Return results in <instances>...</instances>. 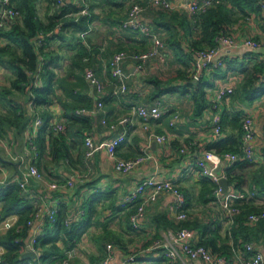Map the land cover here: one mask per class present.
Wrapping results in <instances>:
<instances>
[{
  "label": "crops",
  "instance_id": "1",
  "mask_svg": "<svg viewBox=\"0 0 264 264\" xmlns=\"http://www.w3.org/2000/svg\"><path fill=\"white\" fill-rule=\"evenodd\" d=\"M35 6L36 12L43 20L47 18L55 8H52L50 0H31ZM66 4H75L79 11L76 14H81L80 10L87 5V12H89V3L87 0H62ZM121 3L119 6L105 5L104 8L96 7L93 13L96 17L89 23V28L80 33L83 41L89 45L98 47L100 52L95 56L101 61L100 68L97 64L92 67L99 76L104 86L105 83L111 81V76L108 74L107 63L112 54L117 51L107 50L110 39L115 45H124L127 51H145L152 47L153 41L150 36L140 33L138 30L123 27L122 23L127 16L128 9L132 2H140L144 4L145 0H117ZM188 0H173L176 4L175 9L162 10L146 8L140 15V20L147 23L151 31L154 32L164 42L165 60L161 62L157 58L151 59L146 65L144 71L136 69V62L134 60H127L123 64L124 70L128 73L126 79V90L119 95H112L107 93L109 85H106L105 92L109 95L105 107L101 110L105 111L107 115L106 124L101 120L98 125H93L90 130V135L93 138L96 149L91 157L85 158L84 144L81 145L80 151L74 149L73 157H76L75 166L69 164H61L59 166H51L49 175H44L43 181L29 179L26 187L29 196L34 198V203L37 206L48 200L58 198L62 199L64 204L69 206V216L77 218L80 208H83V201L92 193H98L96 202V212L93 216V224L88 230L83 233L80 240L75 242L71 249L72 257L69 259L71 264H90L92 256L98 254H106V244H113V257L111 262L114 264L121 263L126 254L132 251L140 250L149 245L155 238L162 237L168 230H176L173 222L167 214V205L173 201V196L169 193H163L157 201L150 203L145 210L144 217L139 220L140 228L134 229L130 223V215L128 212L131 207H123V209H115V206L120 204V200L134 187L136 183L142 179L155 175L161 179L173 181L184 195L188 196V214L189 218L184 221L190 222L191 227H187L190 231V241L200 242L204 238L213 239L218 246H224L223 250L228 256L231 264H240V259L237 254L240 248L234 247V236L231 229L235 225V216L227 215L224 209V204L237 205L243 204L250 200L252 205L264 206V196L257 193V188L253 182L255 174L264 172V156L257 153L256 159L249 168L243 172L246 174L240 188H236L228 181V187L225 193H215L216 198L204 202L199 197L200 191V173L194 166V160L199 157L209 144H212L219 138L236 137L237 129L231 126L230 119L233 113L243 111L245 114L252 115L255 126L256 142L260 143L263 139V123H264V95L252 102H245L236 94L239 83L244 77L245 73L252 69L256 64L264 65V51L259 49H252L248 47L230 48L221 51L215 58L221 59L223 65L205 70L201 74L195 76L192 64L190 66L191 83L203 82V98L207 106L203 108L199 115H195V101L191 93V88L177 87L175 91L164 93L163 95L154 99H147V95L151 90L150 85L145 81V77L152 74L169 73L164 71V65L167 61L175 62L181 55L178 50L171 48L166 43L169 33L167 27L176 33V37L180 38L183 48H189L191 52L194 50L190 46L195 40L199 39L200 29L196 26L190 25V31L183 30L182 24L178 22L168 23L167 18H160L161 12L167 14H175L178 17H185L187 20L194 21L193 15L189 14L180 5ZM12 3L15 5L14 1ZM84 3V4H83ZM83 4V5H82ZM1 6V0H0ZM109 14V15H108ZM121 18V23L113 25V21ZM232 20L228 23V32L231 36L237 39L250 37L253 39L264 40V17L262 12H249L244 14L235 11ZM10 23V22H9ZM60 23L57 26L60 28ZM188 28V27H187ZM113 37H111L110 35ZM109 35L110 37H103ZM7 39L0 37V45L6 44ZM112 43V42H111ZM67 40L58 38L51 39L45 49L52 50L54 55H57L56 61L50 64L54 76L58 78L68 77L70 83L74 82V75L76 71L71 70L70 61L73 51L68 47ZM88 45V46H89ZM192 56V55H191ZM232 63V68L226 65V61ZM175 64V63H174ZM225 70L222 73L220 68ZM72 72V75H71ZM221 73V74H220ZM14 75V72L9 66L0 65V89L7 86V79ZM164 75V76H165ZM264 79V72L262 75ZM84 78V77H83ZM85 89L89 95L93 97V102L96 100V93L84 78ZM182 84V83H181ZM222 84H228L234 87V93L227 95L216 101L221 112V123L223 131L220 136H216L211 124V101L215 99V92ZM176 85V84H175ZM79 88H76V90ZM56 92L61 96L63 89L60 85L56 86ZM25 112L31 115L32 121L19 134H14V129H7L4 137L0 139L6 144L4 146L0 142V180L5 182L16 181L22 177V173L27 170L29 159L31 158V149L27 143V138L31 132V126L34 118V107L32 111L29 108V99L21 93L12 94ZM95 99V100H94ZM159 101L164 113L157 119H149L144 121L139 116L134 114L131 110L132 105L141 103H153ZM94 104V103H93ZM33 105V104H32ZM48 110L54 115L52 123L55 119L60 117L63 119L64 125L67 123L62 116V107L53 98V103L48 105ZM87 110V109H86ZM8 106L5 99L0 98V113H6ZM88 113L93 114L96 118L97 110L95 105L93 108L87 110ZM37 113V112H36ZM39 114V113H38ZM38 129V128H37ZM37 131V130H36ZM122 131L125 132L124 140L116 147L113 156L121 158L136 157L144 155L145 159L136 168L128 173H118L114 167V157L110 156L105 151V143L107 140ZM153 134H164L166 140L164 143L155 141ZM239 135V134H238ZM193 143L188 149L181 153L179 148ZM6 147L10 152H7ZM241 147V145H240ZM144 148V149H142ZM214 149V148H213ZM212 149V150H213ZM214 151V150H213ZM83 152V153H82ZM15 157V158H14ZM225 164V162H224ZM220 165L219 171L224 174L225 166ZM76 172L86 174L85 178L75 180L72 189H53L49 186L52 182L63 183L65 180L74 176ZM235 172V171H234ZM235 173H239L236 171ZM241 173V172H240ZM226 178V177H225ZM227 180V179H226ZM91 183L88 187L84 186L77 190L81 184ZM1 185V184H0ZM219 185V184H218ZM256 190V191H255ZM239 193H243L244 197H238ZM117 207V206H116ZM118 208V207H117ZM163 215L169 220L168 224L163 223ZM17 215V214H16ZM18 219V215H17ZM167 220V221H168ZM46 219L40 217L35 220L32 226H28V234L25 239V248L28 245L29 237L32 235H40L43 231ZM194 222L201 225H207L203 231L199 227H194ZM254 225L255 223H250ZM176 226V225H175ZM106 228L112 236L120 239V245L114 243L112 240L105 242H96L97 235L103 232ZM256 249L261 251L264 257V231H260L251 241ZM57 244L62 247L61 241ZM103 244L101 248L100 245ZM22 252V253H23ZM66 252V251H65ZM64 257V256H63ZM86 257V260H85ZM55 258L56 264L62 256L51 257ZM30 259L23 264H49L47 261L39 260V256ZM47 260V259H46ZM132 264H182L181 262L169 263L164 257L160 249L143 252L136 258ZM186 264H205L200 260H186Z\"/></svg>",
  "mask_w": 264,
  "mask_h": 264
},
{
  "label": "trees",
  "instance_id": "2",
  "mask_svg": "<svg viewBox=\"0 0 264 264\" xmlns=\"http://www.w3.org/2000/svg\"><path fill=\"white\" fill-rule=\"evenodd\" d=\"M15 9L19 12V17L16 20L7 23L0 28V37L7 39V43L0 45V65L9 66L14 75L10 78L7 86L0 89V98L5 99L8 111L0 113V136L4 137L7 129L13 128L14 134H19L25 127L31 123L32 117L27 114L12 98V94L21 93L30 101H32L35 112L39 113L42 122L32 138L33 144L36 146V156L33 159L37 168L44 175L51 173V166H59L61 164H69L75 166L76 157H73L74 149L80 151V147L84 144V137L89 134L92 126L98 125L102 117L107 115L104 111H98L96 118L87 110L93 108L95 102L93 97L89 95L85 89L84 71L87 67L97 64L100 68L101 61L96 59L100 50L98 47L85 43L80 35L81 32L89 28V23L96 17L93 9L96 7L104 8L105 5L119 6L117 0H87L89 3V12L84 14H76L79 8L75 4H66L63 2L57 3L56 0H50L51 7L55 10L44 20L39 17L35 6L31 0H13ZM261 0H214L213 4L206 9V11L196 15L194 21L187 20L185 17H178L175 14H167L161 12L160 18H167L168 23L178 22L182 24L183 30L190 31V25L196 26L200 29V36L190 46L194 49L204 48L215 44V36L220 32H228V23L232 20L235 11L248 14L249 12H259ZM84 4V3H83ZM82 4V5H83ZM164 11V10H163ZM109 15V14H108ZM60 25L58 30L57 26ZM113 25L121 23V18L114 20ZM188 27V28H187ZM166 43L171 48L178 50L180 60L175 63L174 70L170 75L163 73L152 74L145 77V81L150 85V91L147 99H154L167 92H172L177 87L185 88L189 86L195 101V115H199L201 110L207 106L203 98V82L191 83L190 66L192 64V54L189 48H183L181 39L176 37V33L169 27ZM65 39L68 41V47L72 49L70 68L76 71L74 75V82L70 83L68 77L58 78L54 76L50 64L57 59V55L53 54L52 50H47V44L51 39ZM89 45V46H88ZM124 45H115L113 50H126ZM193 51V50H192ZM87 57L88 60H83ZM229 68H232V63L226 61ZM41 67L40 83L35 85L33 82L34 75ZM109 69V62L107 63ZM220 72L223 75L224 69L221 67ZM109 71V70H108ZM223 71V72H222ZM71 72V75H72ZM264 72L263 64H256L252 69L248 70L236 90L237 96L245 102H252L264 95V79L262 77ZM220 73V74H221ZM110 74V71L108 72ZM165 75V76H164ZM111 76V74H110ZM69 80V81H68ZM113 77L111 81L105 83L104 92L102 95H97L96 100H102L106 104L108 94L112 96ZM182 83V84H181ZM176 84V85H175ZM60 85L63 89V94L60 96L56 92V86ZM106 85H109V90L105 92ZM76 88H79L76 90ZM234 93V92H233ZM232 93V94H233ZM53 98L58 101L62 107V116L67 123L60 131H55L51 122L54 115L48 110V105L53 103ZM95 100V99H94ZM94 103V104H93ZM105 107V105H104ZM77 109H84L85 112L76 113ZM87 109V110H86ZM244 116L243 111H238L232 114L230 123L231 126L237 129L236 137L219 138L212 144L207 146V149L213 150L217 153L233 152L240 157L236 161H224L227 167L225 168V177L230 184L236 188H240L244 180L245 170L251 165L250 162L241 158V120ZM222 126V123H221ZM263 139L260 143L256 142L257 153L264 156V123H263ZM223 131V126H222ZM239 134V135H238ZM84 151V149H83ZM83 153V152H82ZM0 162L4 163L0 160ZM238 171L239 173H235ZM241 172V173H240ZM253 182L257 188V193L264 196V172L255 174ZM200 191L199 197L207 202L216 198L215 190L218 188V183L212 181L206 176L200 175ZM47 177V176H46ZM91 183H84L77 187V192L84 186H89ZM181 190V189H180ZM255 190V191H256ZM98 193H92L86 200L83 201V213L77 218L69 216V206L60 204L55 215V221L46 224L42 235L38 236L36 248L40 252L39 260L45 261L55 256H65V251L71 250L75 242L80 240L83 233L93 224V216L96 212V202ZM186 203L185 209L188 211V196L185 195ZM34 198L29 196L28 191L22 189L17 182L9 181L0 185V213L2 216L10 214H17L18 219L14 228L0 235V245L5 248L3 255L4 259L12 264H23L30 259H20L25 248V239L28 234L27 221L33 216L36 205L33 202ZM241 211L235 216V225L231 229L234 236V247L242 248L243 243L251 242L255 239L258 232L264 231V219L255 222L251 225L246 221V215L250 212H258L264 209V206L252 205L250 200L243 204H237ZM118 208H117V207ZM115 209H123L118 204ZM136 208V204L130 208L131 214ZM162 221L165 224L169 223L166 215H163ZM70 218V219H69ZM168 220V221H167ZM176 225V226H175ZM181 226L191 227L190 222H180L174 224L175 228ZM194 227H199L201 231L207 228V225H199L194 222ZM19 228V231L16 229ZM96 242L103 243L107 240H112L114 243L120 245V239L112 236L110 232L104 228L103 232L97 235ZM61 241L63 244L60 247L57 242ZM200 244L208 247L211 251L217 254H223L225 245L218 246L211 238H204L200 240ZM103 247V244L100 245ZM225 255V254H224ZM105 254H98L92 256L90 264H97L103 259ZM71 264V263H69ZM74 264V263H73Z\"/></svg>",
  "mask_w": 264,
  "mask_h": 264
},
{
  "label": "built area",
  "instance_id": "3",
  "mask_svg": "<svg viewBox=\"0 0 264 264\" xmlns=\"http://www.w3.org/2000/svg\"><path fill=\"white\" fill-rule=\"evenodd\" d=\"M57 3L62 2V0H56ZM144 4L140 2H132L130 5L127 16L124 19L122 25L126 28H132L133 30H138L140 33L150 36L152 38V47L145 51L135 52L127 50L115 51L109 60V71L113 77L112 94L119 95L126 90V79L128 73L124 70L123 64L127 60H134L136 62V69L144 71L148 62L157 58L161 62L165 60L164 54V42L159 38L154 32L151 31L150 26L140 20L141 13L146 8L151 9H162V10H172L175 9L176 4L173 0H145ZM214 0H188L184 4L180 5L189 14L196 16L209 8L213 4ZM260 10L264 17V0L260 1ZM87 11V5L81 8L80 13L84 14ZM19 17V12L15 9L12 0H1L0 6V28L4 27L7 23L16 20ZM82 35V34H81ZM215 44L212 46H207L204 48H197L193 50L192 54V68L195 76L201 74L205 70L212 68H217L223 65L221 59H216L215 57L226 49L237 48V47H248L252 49H259L264 51V40L253 39L246 37L243 39H237L230 34L220 32L215 36ZM83 60H88L84 57ZM41 67H38L33 82L35 85L40 83ZM84 78L87 83L92 87L96 95H102L104 92V84L96 74L92 67H87L84 71ZM234 92V87L228 84H222L217 88L215 92V99L211 101V124L213 131L216 136L222 134L221 126V112L216 103V101L221 98L230 95ZM32 101H29V108L32 111ZM104 104L102 100H95V110H103ZM131 110L134 114L139 116L145 122L149 119L159 118L165 111L162 108L159 101H154L153 103H141L131 106ZM85 112L84 109H77L76 113L80 114ZM41 116L34 111V118L32 123L31 132L27 138V143L31 149V158L29 159L27 170L22 173V177L16 179L15 182L26 190L27 183L29 179L43 181L44 177L42 172L37 168L33 159L36 156V146L33 144L32 138L34 137L38 126L41 124ZM101 122L106 124L107 120L105 117L101 118ZM54 130L60 131L64 127L63 119L60 117L56 118L54 121ZM255 122L250 114H245L241 120V158L253 163L256 159V137L254 130ZM126 131H122L114 136L110 137L105 143V151L113 156L116 147L124 140ZM155 141L158 143H164L166 137L164 134H153ZM0 142L6 146L3 140ZM189 143L181 148L179 152H185L190 145ZM96 149V144L91 137L87 134L84 137V156L85 158L91 157L92 153ZM144 149V148H142ZM7 152H10L9 148L6 147ZM114 157V156H113ZM15 158V157H14ZM240 157L233 152L217 153L213 150H204L203 153L194 160V166L198 169L200 175L210 178L212 181L218 183L221 177H225L217 168H220L222 162L226 161H236ZM144 155H139L130 158L114 157V167L118 173H128L129 171L136 168L143 160ZM86 174L81 172H76L74 176H71L65 182L58 183L52 182L49 186L53 189H72L75 184V180H82L85 178ZM5 179V178H4ZM0 180V184H5L6 180ZM8 182V181H7ZM216 194L220 193V186L215 190ZM163 193H169L173 196V201L167 205V214L169 218L175 222H184L189 218V214L185 209V195L180 190L177 184L171 180L161 179L155 175L146 177L136 183L132 189L120 200V205L122 207H127L130 205H135V210L130 215V223L134 229L140 228L139 220L144 217L146 207L157 201L159 196ZM238 197H244L243 193H239ZM62 199L54 198L43 202L41 205L35 208L33 216L27 221V226H32L33 222L40 217L48 220L49 222L55 221V215L60 204H63ZM224 209L227 215L233 216L239 214L241 208L238 205H228L224 204ZM83 213V208H80L79 214ZM70 219V218H69ZM246 221L248 223H255L261 219H264V209L258 212H250L246 215ZM17 222V215L10 214L7 216H2L0 213V235L7 232L8 230L15 227ZM19 231V228L16 229ZM42 234L43 231L40 232ZM39 235H32L29 237L28 245L35 251L36 256H39L40 252L35 247L37 244ZM113 244H106V254L103 259L99 260L97 264H114L111 262L113 257ZM160 249L164 257L169 263L181 262L186 264V260H200L205 264H231L228 256L224 254H217L211 251L208 247L200 244L199 242L192 243L190 241V231L187 227L181 226L176 230H168L165 235L159 238H155L149 245L136 251H132L124 256L123 261L118 264H132L136 261V258L140 256L143 252ZM5 253V248L0 245V264H12L11 262L4 259L3 255ZM72 251L67 250L65 256L56 262V264H68L69 259L72 257ZM237 258L240 259V264H264V257L261 251L256 249L252 242H245L240 248V252L237 254Z\"/></svg>",
  "mask_w": 264,
  "mask_h": 264
},
{
  "label": "water",
  "instance_id": "4",
  "mask_svg": "<svg viewBox=\"0 0 264 264\" xmlns=\"http://www.w3.org/2000/svg\"><path fill=\"white\" fill-rule=\"evenodd\" d=\"M216 170H219V168H217ZM218 184L220 186V193H225L228 187L226 178L221 177L218 180ZM35 257H36V253L34 250L30 248V245H27L26 250L20 255V259H26V258L34 259Z\"/></svg>",
  "mask_w": 264,
  "mask_h": 264
},
{
  "label": "rangeland",
  "instance_id": "5",
  "mask_svg": "<svg viewBox=\"0 0 264 264\" xmlns=\"http://www.w3.org/2000/svg\"><path fill=\"white\" fill-rule=\"evenodd\" d=\"M109 35H104L103 37H107V38L110 37V36L113 37L112 35H110V36ZM113 48H114V42L110 39L109 44L107 46V50L112 51ZM175 67H176L175 64H171L170 61H167V63L164 65L163 70L166 71V72L169 71V73H167V74H171V71L174 70ZM2 79L3 78L1 76L0 80H2ZM7 83H9V79H7ZM85 260H86V257H85ZM45 261H47L49 264H53L55 262V258H49V259H47Z\"/></svg>",
  "mask_w": 264,
  "mask_h": 264
}]
</instances>
